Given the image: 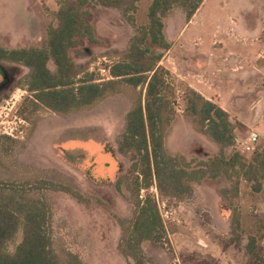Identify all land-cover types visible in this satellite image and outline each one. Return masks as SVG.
<instances>
[{
  "label": "rangeland",
  "instance_id": "rangeland-1",
  "mask_svg": "<svg viewBox=\"0 0 264 264\" xmlns=\"http://www.w3.org/2000/svg\"><path fill=\"white\" fill-rule=\"evenodd\" d=\"M58 2L0 0V44L7 48L41 46L46 28L55 22ZM148 2L143 0L137 4L140 7L133 13L134 21L137 20L135 26L143 24L147 18ZM117 12L126 20L120 10ZM201 15L208 25L207 48L209 45L220 48L216 62L213 64L209 59L204 62L194 53L200 52L196 38L180 39L174 52L185 56L180 67L182 71H205L198 74L200 83L205 86L201 89L203 96L230 114L238 136L243 138L239 142L235 138V145L228 152H240L248 161L264 147V64L259 63L264 60V0H209ZM185 20L186 15L180 9L169 15L167 32L171 38L180 34ZM218 23L217 29L223 25L224 30H230L232 26V33L228 34L231 38L219 43L209 37L210 24ZM244 24L251 27L254 37L242 34L240 26ZM196 32L192 25L187 37ZM247 45L250 50L244 48L246 52H238L239 46ZM72 51L73 59L82 70L79 78L88 74L98 81L105 77L101 70L110 65L103 62L102 56L107 55L104 58L108 60L114 55L110 51L93 54H84L83 49ZM168 63L180 66L172 59ZM28 73L29 69L23 65L0 62V136H7L5 132H14L17 128L20 132L8 137L21 142L10 148L8 156H1L0 170L18 169L27 180L41 178L67 183L84 196L85 202H78L63 192L48 193L53 205L52 230L57 248L77 254L83 264H133L117 249L119 220L130 222L132 206L125 199L126 189L117 190L116 182L128 174L131 163L137 159L134 153L120 154L116 144L124 126V116L132 103L130 92L109 96L93 108L69 116L43 107L30 114L26 99L31 95L24 87ZM176 83L175 108L182 112L185 83L181 79ZM32 121H35L33 130L23 140L22 135ZM252 130L259 134L257 144L253 151L244 152L242 143ZM168 146L189 158H207L213 154L210 144L194 133L185 120L170 137ZM3 176L0 173V177ZM226 186L228 183L223 179L205 180L195 185L185 200L177 203L160 196L154 187L141 192L156 196L164 222L163 239L142 244L146 263L254 264L245 244L254 236L264 248V192L254 193L243 183L230 206L220 192ZM232 208L239 212L241 222L240 228L235 230L231 225ZM236 237L241 239L239 247L232 241Z\"/></svg>",
  "mask_w": 264,
  "mask_h": 264
},
{
  "label": "trees",
  "instance_id": "trees-1",
  "mask_svg": "<svg viewBox=\"0 0 264 264\" xmlns=\"http://www.w3.org/2000/svg\"><path fill=\"white\" fill-rule=\"evenodd\" d=\"M140 0H59L55 22L46 28L41 46L7 48L0 44V62L8 61L29 69L24 78L30 114L43 107L61 116L90 109L105 98L130 92L131 106L124 116V126L116 138L122 155L134 153L137 159L128 174L116 182L117 190L126 189L125 199L132 206L129 223L119 220L117 249L133 264H147L142 244L163 239L164 222L158 201L151 193L174 202L185 200L195 184L223 179L228 186L221 196L233 205L241 180L254 193L264 192V147L246 160L240 152H228L235 145L236 123L230 114L193 88L184 85L185 109L175 108L177 83L170 72L159 65L163 51L170 47L165 19L180 9L190 19L204 0H150L148 22L135 26L133 13ZM100 5L119 9L127 22L136 28L126 49L110 67L109 79L96 80L86 74L71 56L73 49L97 44L92 25V7ZM261 60L259 63H262ZM51 64V66H50ZM25 119H29L24 116ZM185 120L191 129L216 147L207 157L190 158L168 146L174 128ZM23 140L35 125L31 122ZM20 140L0 136L1 156ZM0 173V264H83L80 257L65 248H57L53 237V205L49 192H63L78 202L84 196L67 183L36 178L27 180L20 170L5 168ZM232 230L241 226L239 212L232 208ZM236 247L241 239L232 240ZM245 250L254 264H264V248L250 236Z\"/></svg>",
  "mask_w": 264,
  "mask_h": 264
},
{
  "label": "crops",
  "instance_id": "crops-1",
  "mask_svg": "<svg viewBox=\"0 0 264 264\" xmlns=\"http://www.w3.org/2000/svg\"><path fill=\"white\" fill-rule=\"evenodd\" d=\"M141 1H143V0H140L139 2H141ZM208 1L209 0H204L190 19L186 18V20L184 21V23L181 27L180 34L178 36H174V38H171L169 36V33L167 32V21H168L169 16L165 19L164 32H165V35H166L168 42L170 43V47L167 50L163 51V56L159 62L160 66L164 67L165 69H167L170 72V74L172 75V77L175 81H178L179 79H181L185 83V85L193 88L194 90L199 92L202 96H203V94H202L201 89L202 88L204 89L205 86H204V84L200 83L201 80L199 79L200 77H198V74L199 75L201 73L204 74L205 71L201 70V69H196V72L182 71L180 69V67H182L183 62L185 61V56H181L180 55L181 52H174V48L176 47V43L180 39L195 40V38H196L197 40H199L200 45L198 46V51H200V52H194V53L196 55H198L199 58H203L204 62L207 59H209L211 61V63H213V64H214V62H216V57L220 56V54H219L220 48L211 47L210 45H209V48H207L206 45L208 42H206V40H207L206 36H207L208 25L206 23V19L204 17H202V15H201L203 8ZM139 2L137 3L138 5H139ZM150 4H151V2L149 0V2L147 3V9L150 6ZM139 7L140 6H137L136 12L138 11ZM91 9H92V14H93L92 25H93L94 32H95L96 38L98 40V43L92 44V45H87L86 47H84L83 48V50L85 51L84 54H93L94 52H98V51H100V52L101 51H110V52L114 53L113 56H109V58H108V60L110 59L109 60L110 65L107 66L106 72H105V77H103V78L109 79L111 77L109 74V70H110L111 65L114 63V60L118 59V55L126 49L130 37L132 35H134V33L136 32V28L132 27L126 20H124L120 16V14H119L120 12H117V11H119V9L107 8V7H103L100 5H94ZM147 11L148 10H145L146 14H147ZM134 19H135V16H134ZM119 20H120V23H118ZM136 21H135V24H136ZM147 22H148V18H145L143 24H141V25H145V24H147ZM238 24H240V23H238V21H237L236 25L238 26ZM141 25L137 24V26H141ZM192 25L195 26L197 32L195 34H193L192 36L190 35L189 37H187L188 31ZM219 25H220V23L210 24V30L211 31H210L209 37L214 39L215 41H218L217 43H219V41L230 39L231 35H228V34L232 33L231 32L232 26L230 27V30L229 29L224 30L223 25L220 26V29H217V26H219ZM240 29L242 30V34L244 33V36L246 35L247 38L254 37V34H253L251 27L248 28L247 24L240 26ZM120 42H122V45L120 44ZM193 44H195V43H193ZM227 46L229 47V45H227ZM244 48L249 49V50L251 49L250 47H248V45L246 47L245 46H239L238 52H246V50H244ZM72 52L73 51H71V56H72ZM116 52H117V54L115 55ZM182 53H185V52H182ZM104 57L106 58L108 56L103 55L102 58H104ZM111 59L113 61H111ZM169 59H172L173 61L180 63V66L176 67L174 64L170 65L168 63ZM165 60H166V64H165ZM75 62H76V64L79 65V63L77 61H75ZM262 63L264 64V60ZM95 64H97V62H95ZM215 66H216V64H215ZM187 73H191V74H187ZM194 76H196V77L194 78ZM182 123H183V119L174 128L173 135H174L177 127L179 125H181ZM190 129H191V127H190ZM252 131H254V130H252ZM250 132H249V134H250ZM194 133H196V132H194ZM237 133L238 132H237V127H236V129H235L236 142H239V140L240 139L242 140L243 138L242 137L240 138ZM197 135H199V134H197ZM199 136L202 137L201 135H199ZM207 142L210 144L211 149H212L213 154H214L216 152V147L212 143H210L209 141H207ZM243 183H246V181L242 180L240 183V186L243 185ZM195 185H197V184H195Z\"/></svg>",
  "mask_w": 264,
  "mask_h": 264
},
{
  "label": "built area",
  "instance_id": "built-area-1",
  "mask_svg": "<svg viewBox=\"0 0 264 264\" xmlns=\"http://www.w3.org/2000/svg\"><path fill=\"white\" fill-rule=\"evenodd\" d=\"M102 59H103V62L110 63L109 60H106L105 58H102ZM106 68L107 67L103 68L101 70V72L104 71V73H105L106 72ZM16 130H17V128H15L14 132H13V130H11L12 132H5V134L7 136L10 135V136L14 137V134L20 132V131H18V130L16 131ZM258 138H259V134L257 132H255V131H251L250 134H249V136H248V138H247V140L242 143V149H243V151L244 152L253 151L255 149L256 144H257Z\"/></svg>",
  "mask_w": 264,
  "mask_h": 264
},
{
  "label": "flooded vegetation",
  "instance_id": "flooded-vegetation-1",
  "mask_svg": "<svg viewBox=\"0 0 264 264\" xmlns=\"http://www.w3.org/2000/svg\"><path fill=\"white\" fill-rule=\"evenodd\" d=\"M117 61V60H116ZM109 74H110V70H109ZM111 78V77H110ZM102 79H104V78H102ZM183 112V111H182Z\"/></svg>",
  "mask_w": 264,
  "mask_h": 264
}]
</instances>
